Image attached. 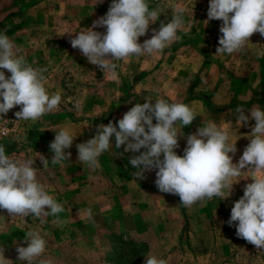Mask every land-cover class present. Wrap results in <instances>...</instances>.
<instances>
[{"label": "rangeland", "instance_id": "rangeland-1", "mask_svg": "<svg viewBox=\"0 0 264 264\" xmlns=\"http://www.w3.org/2000/svg\"><path fill=\"white\" fill-rule=\"evenodd\" d=\"M111 2L0 0V33L10 38L27 64L47 69L45 88L50 95H61L60 105L36 121H17L20 106L9 110L0 118V145L14 160L31 159L38 182L65 209L46 217L43 224L34 216H9L0 209L3 264H27L18 260L16 248L27 247L23 241L28 231H38L46 241L45 252L33 264H144L149 254L167 264H264V248L237 237L235 225L227 223L234 202L253 182L247 167L232 179L230 195L224 189V196L190 208L180 205L178 195L165 193L178 200L181 214H122L137 206L138 189L146 180L139 179V169L129 163L140 153H125L126 145L115 148L113 136L112 147L98 157L100 166L92 169L78 161L76 147L91 139L99 124L117 123L136 103L165 99L187 104L196 114L191 125H176L183 134L178 136V155L184 154L188 135L214 122L229 132L230 143L236 142L233 163H238L255 121L240 126L235 109L242 107L249 117L254 106L264 110V37L254 33L240 51L216 55L222 21L206 22L210 0H147L161 16L138 42L150 39L153 28L159 30L161 21L170 22L174 12L183 9L178 38L162 52L114 61L118 67L113 79L69 42L81 28L104 16ZM3 71L6 77L11 75ZM61 128L74 136L65 150L71 157L53 165L50 143ZM40 155L49 160L47 168ZM156 171L146 172L152 174L150 190L158 196L155 206L160 209L169 204L160 202L163 192L155 185Z\"/></svg>", "mask_w": 264, "mask_h": 264}, {"label": "clouds", "instance_id": "clouds-1", "mask_svg": "<svg viewBox=\"0 0 264 264\" xmlns=\"http://www.w3.org/2000/svg\"><path fill=\"white\" fill-rule=\"evenodd\" d=\"M183 11L174 12L170 22L161 21L159 30L153 28L151 38L139 43L150 23L161 16L160 9H150L147 0H112L104 16L93 21L91 27L81 28L69 42L90 64L115 79L118 64L114 61L162 52L176 40L183 25ZM207 17L206 22L222 21L216 55L240 51L254 33L264 37V0H210ZM96 28H106V32L95 31ZM3 70L11 75L6 77ZM46 71V68H33L23 56H17L13 42L0 33V118L20 106L15 112L17 121H36L60 105L61 95H50L45 88ZM245 112L242 107L235 109L236 123L247 125L252 119L255 124L248 136L250 143L238 163H233L236 142L230 143L229 132L214 122L188 135L184 154L178 155L175 151L179 146L178 136L183 134H178L176 125H191L196 114L187 104L169 103L165 99L136 103L118 120V127L112 121L99 124L91 139L76 145L78 161L89 168H98V157L112 147L110 139L114 136L115 148L126 145L125 153H140L129 160L133 168L139 169L136 173L139 179L144 178L146 171L157 170L155 185L159 191L178 195L180 205L187 208L205 199L224 196V189H229L230 195L232 179L240 177L242 169L247 167L253 182L246 184L243 196L234 202L227 223L235 225L237 237L261 249L264 248V175H261L264 173V110L254 106L248 111L250 117ZM73 140L67 128L55 132L50 143L53 165L69 160L71 152L65 150L72 146ZM40 160L47 168L49 160L42 155ZM32 164L31 159L10 158L5 146L0 145V209L9 216H34L43 224L46 217L57 216L65 209L38 182ZM87 214L91 218V209ZM23 242L27 247L16 248L18 260L33 264L45 252L46 241L38 231H28ZM3 253L4 249H0V264L6 260ZM144 264H167V261L149 254Z\"/></svg>", "mask_w": 264, "mask_h": 264}, {"label": "crops", "instance_id": "crops-1", "mask_svg": "<svg viewBox=\"0 0 264 264\" xmlns=\"http://www.w3.org/2000/svg\"><path fill=\"white\" fill-rule=\"evenodd\" d=\"M162 158L163 156H161V159ZM151 176H152L151 172L150 174H147V172L144 173V177H145L144 179L146 180L142 181L143 183L141 185V188L138 189V193H137L138 199L135 198L137 201V206H134L132 203L133 206L129 208L130 211L129 212L127 211V213L123 211L122 214H181L182 212L179 207V202H177L178 200L173 198L172 195L168 196L165 193L160 194L161 196L160 202L169 205L164 207L161 206L160 209L156 208L155 202H157L156 199H158V196L155 193L154 194L151 193L150 188L153 183ZM125 190H127V188ZM125 203H127V199ZM129 209H125V210H129Z\"/></svg>", "mask_w": 264, "mask_h": 264}]
</instances>
